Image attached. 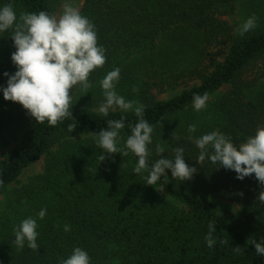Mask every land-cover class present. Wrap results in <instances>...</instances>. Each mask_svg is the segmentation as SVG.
Wrapping results in <instances>:
<instances>
[{"label": "trees", "instance_id": "trees-1", "mask_svg": "<svg viewBox=\"0 0 264 264\" xmlns=\"http://www.w3.org/2000/svg\"><path fill=\"white\" fill-rule=\"evenodd\" d=\"M56 1L0 0V8L11 4L17 17L40 11L53 15ZM234 1L84 0L80 8L95 26L106 63L90 74V89L76 85L70 94L90 107L98 104L105 100L99 82L119 68L117 94L142 104L143 118L153 127L149 167L160 158L157 144L164 146L161 155L169 159H174L173 149L181 147L185 162L197 168L193 178L183 182L172 179L166 169L155 185L145 184L148 172L133 173L138 157L131 151L126 156L105 154L100 161L103 149L95 142L96 133L106 129L109 120L123 118L125 127L117 141L123 148L140 119L134 111L109 110L104 116L72 106V116L51 126L27 116L21 104L5 100L4 73L17 71L11 59L16 48L12 30L0 32V151L14 137L13 129L26 125L21 140L0 153V195L28 165L48 156L43 173L12 194L0 213V264H60L76 247L88 253L90 264H264V256L256 255L252 245L264 238V204L257 200L264 185L255 174L237 179L234 170L207 157L202 164L196 162L200 150L195 139L203 134L219 130L238 147L264 127V90L248 95L242 79L249 64L264 56V24L243 35L235 33L224 18L233 11ZM227 41L225 58L211 59L209 49ZM167 75L200 81L167 100H156L149 92L150 81ZM225 84L231 87L207 104L206 115L188 110L194 95L212 96ZM70 124L76 125L72 132ZM190 124L197 125L194 133L188 132ZM79 134H90L92 144L70 140ZM54 145L58 150L51 153ZM212 198L240 205L246 225ZM42 209L46 215L40 219ZM28 217L38 225L36 251L27 242L23 249L13 242L14 227ZM209 223L215 225L213 247L205 240ZM224 240L228 243L222 244ZM237 245L240 252L234 251Z\"/></svg>", "mask_w": 264, "mask_h": 264}, {"label": "clouds", "instance_id": "clouds-1", "mask_svg": "<svg viewBox=\"0 0 264 264\" xmlns=\"http://www.w3.org/2000/svg\"><path fill=\"white\" fill-rule=\"evenodd\" d=\"M62 8L59 17L46 11L38 14L23 12L17 17L11 4L0 8V32L12 30L11 39L16 51L11 54V59L17 68L14 74L4 73L8 77L7 87L3 88L4 99L21 104L37 123L47 121L51 126L72 116L71 89L76 85L85 90L90 89V74L106 63L105 49L98 46L94 24L81 15L73 0H64ZM256 20L255 15L249 17L238 34L243 35L255 28ZM119 78L120 69L115 68L99 82L105 97L99 112L107 116L109 110L119 108L122 111H134L140 119L131 128V135L127 137L123 148L117 146L120 130L125 127L123 118L109 120L107 128L96 133L98 139L95 142L103 149L100 161L105 160V154L120 153L126 156L131 151L138 157L133 173L148 172L145 184L155 185L161 176L167 174L166 169L171 170L172 179L180 182L191 180L197 168L185 162L184 149L181 147L174 148V159H169L161 155L165 152L164 146L157 144L155 150L160 158L149 167L148 158L151 153L148 145L152 143L153 127L143 118L145 109L142 104L126 101L117 94L115 86ZM133 91L138 89L134 87ZM207 100V93L203 96L194 95V109H204ZM75 127L70 124L69 131L72 132ZM196 130L197 125L188 126L189 133ZM195 144L200 150L196 161L198 164H202L207 157L213 164L234 170L237 179L243 180L255 174L258 182L264 185V127H258L255 135L248 137L238 147L219 130L203 134L195 139ZM257 200L264 204V190L260 191ZM45 215L44 209L38 213L40 219ZM37 226L36 219L28 217L14 227L13 242L18 249H23L27 242L30 249L38 250ZM208 227L205 240L208 247H213L215 240L212 233L215 225L209 223ZM64 231H70V225H64ZM221 243L228 242L224 240ZM252 245L255 246L256 255L264 256V238L259 242L254 239ZM234 251L240 252V246L237 245ZM60 264H90V257L85 250L76 247Z\"/></svg>", "mask_w": 264, "mask_h": 264}, {"label": "rangeland", "instance_id": "rangeland-1", "mask_svg": "<svg viewBox=\"0 0 264 264\" xmlns=\"http://www.w3.org/2000/svg\"><path fill=\"white\" fill-rule=\"evenodd\" d=\"M84 0H73L75 6H77L80 10ZM64 0H57L53 5V14L59 17L60 14H62V6H63ZM255 15L257 20L256 24H264V0H235L234 1V8L233 11L224 18L230 23V25L233 27V31L235 33H238V30L240 27L246 22V20ZM228 41L226 43L218 44L212 46L210 50V58L215 61H222L229 49ZM210 59H206V63L209 62ZM161 76V75H160ZM160 76L156 79H154V83L150 81V89L149 92L154 96L156 100H167L171 98L174 95L179 94L182 90L190 88L194 85L199 84L198 79L191 78L190 76H181V77H168L165 79H160ZM242 79L247 83L246 93L248 95L256 94L257 92H260L264 90V56L257 58L253 62L249 64L247 69L242 74ZM231 86L229 84H225L222 86L216 94L209 96L208 100L206 102V107L200 111H196L194 109L193 104L188 107V110H191L192 112L200 115H206L207 114V104H210L214 102L217 97L225 92L228 91V89ZM72 96V104L74 107L80 108V107H88L91 108L93 111H99L100 105L105 101H101L98 104L90 107L86 105L85 103H82V99L78 100L76 96L71 94ZM78 101V102H77ZM119 108H116L115 110H118ZM26 115L29 116L27 110ZM15 130V132H14ZM26 130V125L24 123L19 124L16 129H13L14 137H9L8 144L2 148V151L0 153H5L8 151V149L13 148L22 138V135L24 131ZM72 141H83L89 144H92L93 140L90 138V134H79L75 135L70 138ZM58 150V146L54 145L51 148V153H54ZM120 154V153H117ZM48 156H42L40 159L36 160L35 162L28 165L20 174L18 179L11 183L6 191L0 195V213L2 210L5 209L7 205V201L9 198L12 197V194H15V192L23 187L25 184H27L33 177L36 175H39L43 173L45 162ZM168 199L172 200L174 204H176L179 207H185L184 204L178 202L175 199H172L169 196H166ZM215 202V204L221 208L226 209L228 213L240 224L246 225V218L243 214L242 208L240 205H238L234 201L229 200H222V199H211Z\"/></svg>", "mask_w": 264, "mask_h": 264}]
</instances>
